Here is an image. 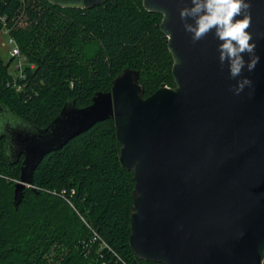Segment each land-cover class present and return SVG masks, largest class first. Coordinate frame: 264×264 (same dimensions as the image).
I'll return each instance as SVG.
<instances>
[{
  "label": "water",
  "instance_id": "95a60500",
  "mask_svg": "<svg viewBox=\"0 0 264 264\" xmlns=\"http://www.w3.org/2000/svg\"><path fill=\"white\" fill-rule=\"evenodd\" d=\"M89 10L106 0H44ZM161 16L159 30L172 59L174 86L144 98L139 72L125 68L108 92L89 105L64 103L44 128L0 107L7 155L22 156L13 202L22 200L41 159L113 119L119 162L132 173L129 246L141 261L159 264H263L264 257V0H250L256 68L231 78L219 62L214 30L191 40L180 17L190 0H141ZM170 34V37L169 35ZM251 42V41H250ZM247 61L248 55L244 54ZM248 77L234 95L237 82Z\"/></svg>",
  "mask_w": 264,
  "mask_h": 264
},
{
  "label": "trees",
  "instance_id": "16d2710c",
  "mask_svg": "<svg viewBox=\"0 0 264 264\" xmlns=\"http://www.w3.org/2000/svg\"><path fill=\"white\" fill-rule=\"evenodd\" d=\"M1 16L32 68L16 91L7 85L10 61L0 58V107L30 126L46 127L66 102L89 105L125 68L139 72L144 98L174 86L161 16L141 0L89 10L0 0ZM119 151L113 119L96 123L41 159L15 207L23 157L11 159L0 138V264H159L130 249L134 181Z\"/></svg>",
  "mask_w": 264,
  "mask_h": 264
},
{
  "label": "clouds",
  "instance_id": "9594fccd",
  "mask_svg": "<svg viewBox=\"0 0 264 264\" xmlns=\"http://www.w3.org/2000/svg\"><path fill=\"white\" fill-rule=\"evenodd\" d=\"M190 4V7L180 10V17L182 20L185 17L193 20V23L184 24L185 31L191 33V40L199 41L214 30L215 38L221 42L217 48L219 62H227L229 76L238 77L245 68L252 72L260 57L255 51L256 42L252 32L248 31L252 19L250 0H190ZM160 14L166 17V13ZM244 54L248 55L247 61ZM251 84L248 77H243L237 82L234 95H239L245 85ZM261 261H264V257H261Z\"/></svg>",
  "mask_w": 264,
  "mask_h": 264
},
{
  "label": "built area",
  "instance_id": "2783aa9c",
  "mask_svg": "<svg viewBox=\"0 0 264 264\" xmlns=\"http://www.w3.org/2000/svg\"><path fill=\"white\" fill-rule=\"evenodd\" d=\"M0 34L4 36L7 43L9 44L10 48L8 51L9 55V61L12 62V71L10 72L11 79L8 81L7 85L16 91H19L22 89L23 84H20L18 81L25 79V67L32 68L31 64H28L26 62V58L21 54L18 45L15 41V39L10 34V29L6 26V17L1 16L0 17ZM62 194L65 193V190H62ZM101 247H105V243H101ZM117 264H126L124 261L117 260Z\"/></svg>",
  "mask_w": 264,
  "mask_h": 264
},
{
  "label": "rangeland",
  "instance_id": "374dc122",
  "mask_svg": "<svg viewBox=\"0 0 264 264\" xmlns=\"http://www.w3.org/2000/svg\"><path fill=\"white\" fill-rule=\"evenodd\" d=\"M9 44L7 43L6 39L4 38L3 35L0 34V58L2 59L3 62H7L9 60ZM9 73L12 71V62H10V66L8 68Z\"/></svg>",
  "mask_w": 264,
  "mask_h": 264
}]
</instances>
